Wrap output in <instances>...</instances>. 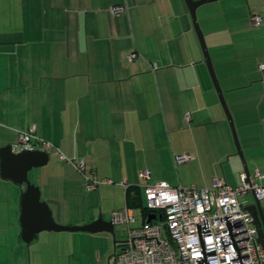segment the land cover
Wrapping results in <instances>:
<instances>
[{
    "label": "crops",
    "instance_id": "obj_1",
    "mask_svg": "<svg viewBox=\"0 0 264 264\" xmlns=\"http://www.w3.org/2000/svg\"><path fill=\"white\" fill-rule=\"evenodd\" d=\"M116 5L125 11L114 14ZM219 6L220 18L204 14L205 29L200 25L250 176L260 171L254 181L264 185V0ZM253 15L263 17L259 26ZM224 114L185 0H0V148L17 143V130L35 125L68 158L83 160L85 175L110 181L91 191L99 210L89 207L84 217L59 221L66 208L58 205V191L87 180L46 150L48 163L33 182L60 223L110 220L126 205L130 185L139 186L143 198L145 186L158 181L207 188L215 179L242 182L244 164L235 157ZM96 138L102 146L91 145ZM181 154L193 159L178 164ZM225 163L232 169L228 179L217 177ZM203 165L209 175L186 177ZM111 186L125 197L103 215L102 190ZM260 203L264 211V198Z\"/></svg>",
    "mask_w": 264,
    "mask_h": 264
},
{
    "label": "built area",
    "instance_id": "obj_2",
    "mask_svg": "<svg viewBox=\"0 0 264 264\" xmlns=\"http://www.w3.org/2000/svg\"><path fill=\"white\" fill-rule=\"evenodd\" d=\"M124 11L123 6L112 7L114 14ZM262 20L261 15L252 16L254 25L259 26ZM135 57L129 56L130 60ZM260 68L264 70V63ZM16 142L26 148L52 149L84 175L89 190L110 182L85 175V162L68 158L51 141L39 136L35 125L26 131L17 130ZM190 159L193 157L189 154L175 157L178 164ZM149 175L148 171L141 173L146 178ZM261 176L260 171L250 177L244 173L237 186L215 179L210 188L195 184L174 186L167 181L147 184L148 215L141 225L132 226L135 210L127 204L110 214L114 225L127 227V238L109 264H264L259 230L253 214L246 209L250 193L259 200L264 198V185L254 181ZM149 215L154 216L150 222Z\"/></svg>",
    "mask_w": 264,
    "mask_h": 264
},
{
    "label": "rangeland",
    "instance_id": "obj_3",
    "mask_svg": "<svg viewBox=\"0 0 264 264\" xmlns=\"http://www.w3.org/2000/svg\"><path fill=\"white\" fill-rule=\"evenodd\" d=\"M226 1L227 0H218L207 3L203 5L204 8L198 10V18L200 24L202 23V26H204L202 27L203 29H205V20L203 15L216 14L215 17L220 18V15H222V8L221 6H219V9L215 8V5H223ZM205 33L207 34L206 30L204 34ZM224 115L231 133L233 141L232 144L234 145L236 152L235 157H238L240 162L244 164L242 158L238 155L232 127L228 117L226 113ZM153 121L152 126L154 125L159 128L158 123H155V120ZM189 122L190 120L187 121L184 116L183 124L185 128L190 127L188 125ZM152 132L154 133L155 131L151 129V133ZM82 135L83 131L79 132L78 138H82ZM72 139L75 138L71 137L65 140L64 143L67 147L71 145L72 142L70 141ZM176 142L179 146V140L176 139ZM99 143L100 146L103 145L99 138L91 140V145L93 146H96ZM191 144V140L190 142L187 141V145L191 146ZM12 145L14 150H19L21 148L20 145L14 141L12 142ZM82 151L83 153L86 152L84 148H82ZM226 164L227 163H225L223 167H219L217 177H224V175L226 179L231 177L232 169ZM238 166L243 169V165ZM43 169L45 168L36 167L29 171V179L32 183H34V174H38ZM174 171L175 174L178 175V171H180V169L178 170L175 168ZM203 173L209 175L211 173L210 167L207 165L194 167L190 174H186V177H188V179H199L203 176ZM256 182L258 183V181ZM240 183V181H236L233 184L237 186ZM17 189H20V191L22 190L19 185L12 181H7L0 176V264H109V260L115 250L119 251L123 247V242L127 238V227L124 225H115L114 234L105 231L96 233L84 231H42L30 244L26 243L20 239L21 193H18ZM60 191L61 190L58 191L59 197L57 201L60 203L58 205L66 208V212L64 211V219L61 217L62 219H58L59 221L73 220L74 217L80 218L78 216L84 217L85 211H87L89 207L95 206L98 210L100 208L98 195L95 196V194L91 192L92 190H89L87 185L82 184L81 182H73L71 187H69L64 194L60 193ZM143 195V201L145 204V190H143ZM102 196L104 201L102 214L105 215V212L119 202L120 198H124L125 194L123 190L120 191V188H118L117 191L115 186H111V189L107 192L102 190ZM247 198L250 202L254 201L252 193H250ZM67 207H69V214L67 212ZM134 210L136 221L132 224V226L137 227L142 224L144 215L141 207L136 206ZM58 213L59 211L56 212V214ZM59 221L57 222L60 223ZM60 224L75 225L68 223Z\"/></svg>",
    "mask_w": 264,
    "mask_h": 264
},
{
    "label": "water",
    "instance_id": "obj_4",
    "mask_svg": "<svg viewBox=\"0 0 264 264\" xmlns=\"http://www.w3.org/2000/svg\"><path fill=\"white\" fill-rule=\"evenodd\" d=\"M215 1L218 0H185L204 53L210 76L232 127L238 155L243 160L245 173L250 177L251 174L246 164L234 120L217 77L206 38L197 15V10L200 6ZM49 157V152L41 149L22 148L19 151H14L12 144L0 148V176L5 180L14 182L22 189L20 198V225L21 236L24 241L30 243L37 238L38 234L42 231H84L92 233L105 231L114 234L115 225L111 220H106L102 217L84 225H62L56 221L50 205L41 199L40 187L32 183L29 179V171L33 168L46 165ZM246 209L250 211L255 218V224L259 230V241L264 247V211L260 200L254 196V202L249 203ZM153 218L154 216L149 215L147 221L150 222Z\"/></svg>",
    "mask_w": 264,
    "mask_h": 264
},
{
    "label": "trees",
    "instance_id": "obj_5",
    "mask_svg": "<svg viewBox=\"0 0 264 264\" xmlns=\"http://www.w3.org/2000/svg\"><path fill=\"white\" fill-rule=\"evenodd\" d=\"M126 198H127L126 204L128 206H130L132 208H135L136 206L141 207V209L143 211L144 219H146V217L148 215V210L145 207L139 186H137V185L136 186H132V185L128 186L126 188Z\"/></svg>",
    "mask_w": 264,
    "mask_h": 264
},
{
    "label": "flooded vegetation",
    "instance_id": "obj_6",
    "mask_svg": "<svg viewBox=\"0 0 264 264\" xmlns=\"http://www.w3.org/2000/svg\"><path fill=\"white\" fill-rule=\"evenodd\" d=\"M20 239L24 241V239H23L22 236H21V233H20ZM31 242H32V241H31ZM31 242H30V243H31ZM30 243H28V244H30Z\"/></svg>",
    "mask_w": 264,
    "mask_h": 264
}]
</instances>
